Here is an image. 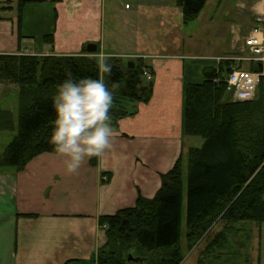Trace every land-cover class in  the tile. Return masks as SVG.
I'll use <instances>...</instances> for the list:
<instances>
[{
    "label": "crops",
    "instance_id": "obj_1",
    "mask_svg": "<svg viewBox=\"0 0 264 264\" xmlns=\"http://www.w3.org/2000/svg\"><path fill=\"white\" fill-rule=\"evenodd\" d=\"M8 1L12 0L0 6V55H79L94 43L97 53L127 64L141 59L153 73L152 98L147 103H124L128 114L113 127L111 148L102 157H94V162L88 159L70 174L64 157L45 153L21 171L0 167V264H98L101 217L134 207L139 197L154 198L163 175L196 147L191 143L197 136L187 135L184 129L186 87L204 81V68L242 53L244 38L254 25L255 14L263 11L264 0H218L217 16L210 15V21L215 26L231 22L225 36L228 50L218 56L188 48V25L176 0H134L125 4L123 15L119 0L32 2H52L58 13L54 45L47 43L49 49L41 53L29 48L32 36L23 34L18 17L9 15L11 9H2L9 6ZM108 14L120 22L109 31ZM67 15L70 21L87 25L74 47L72 31L63 37L60 30V21ZM61 40L64 47H58ZM191 60L206 62L200 66L202 82L193 78ZM184 254L183 263L190 252L186 249Z\"/></svg>",
    "mask_w": 264,
    "mask_h": 264
},
{
    "label": "trees",
    "instance_id": "obj_2",
    "mask_svg": "<svg viewBox=\"0 0 264 264\" xmlns=\"http://www.w3.org/2000/svg\"><path fill=\"white\" fill-rule=\"evenodd\" d=\"M207 1L176 0L183 23L195 21ZM30 2L38 0H18L19 26L22 8ZM10 3L2 9H12ZM45 41L54 45L53 35L45 36ZM85 48L79 55H0V80L17 85L18 92L9 109L0 108V130H14L15 119L18 125L16 137L0 156V166L21 171L34 158L55 154L48 143L50 121L55 117L51 97L69 76L103 78L109 89L119 85L110 109L112 127L128 114L125 102L150 101L154 81L144 73H153L141 59L128 67L122 59L109 57L112 72L101 73L96 63L87 59L93 55ZM230 65L231 61H220L217 66L206 67L202 83L187 85L185 133L202 137L204 143L190 148L187 157L181 156L163 175L154 198L139 197L134 207L101 217L100 225L107 228H102L98 264H182L185 192L188 251L207 242L205 253H211L225 243L227 230L234 223L264 224V79L257 99H223ZM219 224H224L223 230L213 235ZM131 254L139 260L130 261Z\"/></svg>",
    "mask_w": 264,
    "mask_h": 264
},
{
    "label": "rangeland",
    "instance_id": "obj_3",
    "mask_svg": "<svg viewBox=\"0 0 264 264\" xmlns=\"http://www.w3.org/2000/svg\"><path fill=\"white\" fill-rule=\"evenodd\" d=\"M6 1L7 0H0V6L5 4ZM217 2L218 0H209L208 4L204 7L203 14H201L198 19L188 24L187 30L190 35L188 37V48L194 50V53L218 56L217 54H222L225 50H228L225 43V36L228 34L231 22L224 20L222 21L223 23L221 22L218 26H215L217 24L213 21L211 22L209 19L210 15L217 16ZM116 3L118 9L120 10V14L123 15L125 4H134V0H119ZM10 4L13 8L10 10L9 15H16L19 19L20 6L18 0H12ZM7 5H9V1ZM59 10L63 14V8L61 7ZM57 14V8L52 2H30L25 4L22 8L21 24L24 32L23 34L26 36H32L31 38L29 37L30 41L28 46L33 50V52L41 53L44 50H47V48L49 49V46L47 47V42L45 41V36L54 35ZM109 16L110 15L108 14L107 31L110 30V27L117 24L119 25L120 23L119 20H113L111 17L110 19ZM68 17L69 16L67 15L66 20L60 21V30H63V37L65 36L64 33L66 31H72L75 40L72 39L71 44L74 47L83 38L85 34L84 32L87 30L85 26L87 25H85L84 21H79L78 23L70 21ZM216 18L217 17H215V19ZM217 28L218 30L214 35L215 29ZM65 45V42L61 40L59 41L58 47H64ZM85 49L87 51V48ZM97 54L99 53H92L93 56ZM214 62L215 61H207L208 64ZM205 63L206 62L202 60L188 61V64L191 66V70L194 72L193 75H195L193 78H197L198 82L200 80V82H202L203 80V73L202 70H200V66ZM244 68L248 69L249 65L245 64ZM17 94V85L8 80H0V108L9 109V106H11L14 100L17 99ZM227 98H229L230 101H233L231 94L226 91L223 99ZM255 119L256 117H254V120ZM15 124L16 126L14 130H0V156L5 152L7 146L14 140L18 133L16 119ZM193 139L194 142L191 143V146L201 147L204 143V139L202 137L197 136ZM184 166L185 171H187V159L184 161ZM223 228L224 224L216 226L213 231V235L223 230ZM186 231L187 197L185 192L183 200L181 235V243L184 251L187 249L185 239ZM226 236L225 243L219 248L217 247L211 253H205L208 246L207 242L202 243L201 246L196 248L193 252L189 251L190 255H187L183 264H264V224L260 226L254 222H237L232 224V228L227 230Z\"/></svg>",
    "mask_w": 264,
    "mask_h": 264
},
{
    "label": "clouds",
    "instance_id": "obj_4",
    "mask_svg": "<svg viewBox=\"0 0 264 264\" xmlns=\"http://www.w3.org/2000/svg\"><path fill=\"white\" fill-rule=\"evenodd\" d=\"M87 59L101 73L111 74L113 66L103 52ZM118 87L114 84L109 89L103 78L71 76L57 86L51 97L55 117L50 121L48 143L55 154L64 157L68 173H76L88 159L100 158L111 148L110 109Z\"/></svg>",
    "mask_w": 264,
    "mask_h": 264
},
{
    "label": "built area",
    "instance_id": "obj_5",
    "mask_svg": "<svg viewBox=\"0 0 264 264\" xmlns=\"http://www.w3.org/2000/svg\"><path fill=\"white\" fill-rule=\"evenodd\" d=\"M218 61H231L225 81L226 91L234 101H251L259 96L261 81L264 79V9L255 14L254 25L244 38L242 53L232 59L223 58ZM245 64L249 65L248 69L244 68ZM144 76L148 80L153 78L149 71H145ZM102 227L106 229L107 225Z\"/></svg>",
    "mask_w": 264,
    "mask_h": 264
},
{
    "label": "water",
    "instance_id": "obj_6",
    "mask_svg": "<svg viewBox=\"0 0 264 264\" xmlns=\"http://www.w3.org/2000/svg\"><path fill=\"white\" fill-rule=\"evenodd\" d=\"M97 45L94 44V43H90L87 45V52L92 54V53H96L97 52ZM128 67H134L135 66V63L133 61H130L128 64H127ZM261 67V66H260ZM129 260L130 261H138L139 259L137 258H134V256L131 254L129 256Z\"/></svg>",
    "mask_w": 264,
    "mask_h": 264
}]
</instances>
